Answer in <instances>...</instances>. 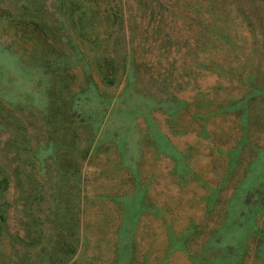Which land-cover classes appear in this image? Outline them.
Returning a JSON list of instances; mask_svg holds the SVG:
<instances>
[{"label": "rangeland", "instance_id": "rangeland-1", "mask_svg": "<svg viewBox=\"0 0 264 264\" xmlns=\"http://www.w3.org/2000/svg\"><path fill=\"white\" fill-rule=\"evenodd\" d=\"M0 264H264V0H0Z\"/></svg>", "mask_w": 264, "mask_h": 264}, {"label": "trees", "instance_id": "trees-1", "mask_svg": "<svg viewBox=\"0 0 264 264\" xmlns=\"http://www.w3.org/2000/svg\"><path fill=\"white\" fill-rule=\"evenodd\" d=\"M82 2H85L86 0H80ZM93 0H90L92 2ZM9 175L7 166L3 161H0V187L7 186L9 184Z\"/></svg>", "mask_w": 264, "mask_h": 264}]
</instances>
